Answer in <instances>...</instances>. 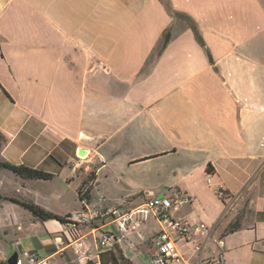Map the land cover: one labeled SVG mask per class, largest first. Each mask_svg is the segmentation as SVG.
Segmentation results:
<instances>
[{
    "label": "crops",
    "instance_id": "crops-1",
    "mask_svg": "<svg viewBox=\"0 0 264 264\" xmlns=\"http://www.w3.org/2000/svg\"><path fill=\"white\" fill-rule=\"evenodd\" d=\"M0 134V161L53 175L0 168V235L41 222L55 240L45 257L109 264L89 227L73 241L12 201L64 217L93 174L91 202L130 210L163 194L181 202L175 217L214 226L207 256L264 264V0H0ZM108 179L126 190L119 205L99 189ZM55 180L61 193L43 184ZM146 224L111 252L137 264L158 232L143 237Z\"/></svg>",
    "mask_w": 264,
    "mask_h": 264
},
{
    "label": "built area",
    "instance_id": "built-area-1",
    "mask_svg": "<svg viewBox=\"0 0 264 264\" xmlns=\"http://www.w3.org/2000/svg\"><path fill=\"white\" fill-rule=\"evenodd\" d=\"M206 182L211 183L210 175H207ZM94 186L95 178L89 176L79 192L82 208L65 216L64 225L69 229L68 234L73 241L80 237L81 227H89L92 233L97 234L99 254L111 252L122 242L125 234L154 219L159 230L150 242V252L146 256L148 264H225L221 253L206 255L207 242L213 239L214 226L199 223L193 228L188 221L175 217L174 212L178 211L181 204L179 200L157 196L136 208L122 210L107 205L104 196H98L94 203L91 202L90 192ZM216 194L221 199L227 198L220 188L216 189ZM111 226L118 234L110 229ZM196 234L201 237L199 241L195 239ZM179 240L192 245L195 254L193 261L180 253L177 246ZM20 256L25 259L26 264H74L59 263L51 256H41L39 252L29 253L22 250ZM76 259L79 261L82 257L77 255ZM17 264H20L19 258Z\"/></svg>",
    "mask_w": 264,
    "mask_h": 264
},
{
    "label": "rangeland",
    "instance_id": "rangeland-1",
    "mask_svg": "<svg viewBox=\"0 0 264 264\" xmlns=\"http://www.w3.org/2000/svg\"><path fill=\"white\" fill-rule=\"evenodd\" d=\"M101 177L102 178L104 177L103 173L99 174L100 179ZM103 182L104 183H102L101 186H99V189L100 190L103 189L109 193V197H111L109 201L112 205H119L117 198L123 195L126 190L123 187H120L119 185L112 183L110 179H108L107 181H103ZM43 184L49 185V187H46V188H49L51 191H55L58 193H61L60 187H63L62 184L56 180L49 181V182L47 181ZM68 192L70 193L69 198H68V195H65V198L68 199V205L79 207V203H78L79 199L76 193H72L70 191ZM164 193L169 196V193L167 191H165ZM31 215L34 216L32 213ZM22 223L23 224H21L19 229L14 230L13 227H10L8 231V235H4L3 233H1L0 247H3L4 245H6L10 249V247H12L13 241L18 240L17 239L18 233L23 232L25 235L24 238L19 239L20 245L23 250L29 253L39 252L41 256L43 257L47 256L50 251L54 250V246H55L54 245L55 243L54 235L51 236L47 232V230L45 229L46 225H44L41 222H36L35 224H33L32 222H29L27 219L22 220ZM110 229L117 233L116 229L113 226H111ZM158 230H159L158 223L154 219H151L150 221H148L145 227H142V229H140L142 236L145 238H149L152 235L153 231H158ZM90 241L92 240L90 239L88 242ZM124 250H125L126 255H128L129 257H134V253L130 252L126 247H124ZM13 252L14 251L7 250L6 254L3 256L4 262H7V260L9 259V257L12 255ZM135 254H136L135 257H136L137 264H148L147 257L142 252L135 251ZM19 261H20V264H26L25 259L20 255H19ZM4 262H0V264H5Z\"/></svg>",
    "mask_w": 264,
    "mask_h": 264
},
{
    "label": "trees",
    "instance_id": "trees-1",
    "mask_svg": "<svg viewBox=\"0 0 264 264\" xmlns=\"http://www.w3.org/2000/svg\"><path fill=\"white\" fill-rule=\"evenodd\" d=\"M192 29L194 30L196 34V38L200 42V44L203 45V42L197 32L195 31L194 26H192ZM170 38L169 33H166L164 35V42L162 45V49L166 46ZM1 138V134H0ZM0 168L7 169L14 173L17 176H20L21 178L24 179H42V180H50L53 178V175L50 173H46L44 171H40L37 169L29 168L24 165H13L8 162L0 161ZM90 177H93V174L90 175ZM13 202L17 203L18 205L22 206L26 210H28L30 213H32L35 217L39 218L42 221L49 220V219H54L59 221L60 223L65 224L66 219L65 216L61 217L56 214L50 213L45 211L44 209L31 204V203H26V202H20L18 200L12 199ZM237 224V222L235 223ZM235 226V225H234ZM101 257V256H100ZM109 264H132L128 259L124 258L122 252L119 249H116L115 252H109Z\"/></svg>",
    "mask_w": 264,
    "mask_h": 264
},
{
    "label": "water",
    "instance_id": "water-1",
    "mask_svg": "<svg viewBox=\"0 0 264 264\" xmlns=\"http://www.w3.org/2000/svg\"><path fill=\"white\" fill-rule=\"evenodd\" d=\"M80 156H84V151L79 152ZM163 194L158 195V197H163ZM22 252V247L18 246L17 249L12 253V255L7 260V264H17L20 253Z\"/></svg>",
    "mask_w": 264,
    "mask_h": 264
}]
</instances>
